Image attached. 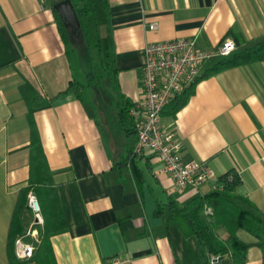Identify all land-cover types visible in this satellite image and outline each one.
Instances as JSON below:
<instances>
[{"label": "crops", "instance_id": "0c3cea01", "mask_svg": "<svg viewBox=\"0 0 264 264\" xmlns=\"http://www.w3.org/2000/svg\"><path fill=\"white\" fill-rule=\"evenodd\" d=\"M93 1L100 9L97 19L88 20L90 41L98 31L103 39L110 27L116 70L107 75L114 79L112 106L141 100L147 42L194 38L199 48L211 50L229 39L240 51L264 35V0ZM152 23L155 29L149 28ZM71 53L68 57L47 0H0V264H10L13 212L19 190L29 183L41 210L39 240L49 232L55 264H109L114 256L127 264H210L214 256L197 238L181 234L166 204H185L213 187L178 190L150 150L134 158L139 181L128 166L117 167V152L97 125L99 107L109 100L100 104L74 93L54 98L75 78ZM215 59L204 64L175 113L173 103L163 108L161 123L180 141L183 162L205 161L218 176L236 172L237 192L264 213V59L204 77ZM40 98L51 100L40 105ZM32 219L26 201L13 226L16 238ZM242 231V240H256ZM216 233L228 237L222 226ZM15 240L14 256L22 260L15 255ZM36 259L26 264H37ZM246 264H263L260 247L247 250Z\"/></svg>", "mask_w": 264, "mask_h": 264}, {"label": "trees", "instance_id": "16d2710c", "mask_svg": "<svg viewBox=\"0 0 264 264\" xmlns=\"http://www.w3.org/2000/svg\"><path fill=\"white\" fill-rule=\"evenodd\" d=\"M59 0L51 1L50 7L55 18L57 30L65 44L66 53L70 57V52L75 46L85 45L92 47V42L88 37V20H95L96 8L93 0H71L78 19L80 21V28L78 30L80 43H75L70 40L69 29L65 26L64 20L52 7L53 3ZM107 4L103 1V9L106 11ZM106 11V17L109 15ZM104 15V14H103ZM99 22L96 20V25ZM98 27V26H97ZM110 30L109 24L105 29L104 38L100 37L99 31L96 37V46H98L99 59L102 62V67L107 70L109 74L116 71L113 68L114 56L110 50ZM101 40L105 44L104 51L100 49ZM264 59V35L258 41L252 42L248 47L240 51H234L228 56L219 57L212 60L208 66L204 77L210 76L214 73L224 69L235 67L241 64L255 62ZM92 77L93 81L95 76ZM92 86L91 79L87 84L79 82L75 78H71L65 89L58 92L54 98L64 95L66 93H74L77 97L82 98L85 88ZM193 86V85H192ZM192 86L185 90L181 95L174 98L170 103L172 105V114L177 111L187 100V97L192 92ZM21 92L28 99L29 105L31 99L28 98L27 93L29 87L26 84L21 85ZM51 99H37L38 103L44 104ZM135 102H130L128 99L116 103L115 106L103 104L99 110L103 113V120L100 117L97 125L100 129L103 140L107 145L117 152L116 166L123 169L129 167L135 182L139 181L138 170L134 165V152L135 143L137 140L136 119L130 114V108ZM33 106L31 105V108ZM31 110V109H30ZM100 114V113H99ZM100 116V115H99ZM36 149V148H34ZM42 166L45 167L42 161ZM45 171V168H43ZM140 174V173H139ZM231 176V179L229 178ZM218 183L222 188L213 187L208 192L198 195L185 204H177L175 201H169L166 206L168 207L169 219L172 220L178 230L184 237H195L198 239L204 250L211 256L229 257L232 264H246L247 250L251 246H258L263 252L264 264V213L247 197L237 192V187L240 184L239 175L230 170L222 174L218 178ZM34 185L29 183L28 186L21 188L18 192L17 204L13 212L12 227L9 231L7 241L8 259L10 264H26L27 262L35 261L37 264H55L53 253L51 250L50 242L48 239V231H43V235L39 243L35 244V249L31 257L18 260L14 256L13 245L16 238L14 231V224L18 220L19 210L26 204L27 193L33 190ZM39 203V202H38ZM210 206L211 213L206 212V207ZM159 207H157V211ZM55 214V210H53ZM222 226L226 229L228 237L226 240L221 239L216 233V227ZM243 230L256 238L254 242H246L238 236V231Z\"/></svg>", "mask_w": 264, "mask_h": 264}, {"label": "built area", "instance_id": "2783aa9c", "mask_svg": "<svg viewBox=\"0 0 264 264\" xmlns=\"http://www.w3.org/2000/svg\"><path fill=\"white\" fill-rule=\"evenodd\" d=\"M155 29L156 24H149ZM236 49L232 40H223L211 50L201 49L194 38H174L161 42H147L143 48L144 63L140 78L141 100L130 108L136 119L137 140L134 152L150 150L173 180L178 190L196 188L204 184L222 188L219 176L203 162L185 163L180 156L181 143L161 123V112L179 94L192 86L201 75L204 64L214 58L228 56ZM231 179V176L229 175ZM27 206L33 219L15 240V255L19 259L32 256L39 240L38 227L42 224L38 200L32 191L27 194ZM206 212L211 213L210 206ZM218 256L212 257L214 263ZM109 264H127V260L112 257Z\"/></svg>", "mask_w": 264, "mask_h": 264}, {"label": "rangeland", "instance_id": "374dc122", "mask_svg": "<svg viewBox=\"0 0 264 264\" xmlns=\"http://www.w3.org/2000/svg\"><path fill=\"white\" fill-rule=\"evenodd\" d=\"M50 4L51 1L55 0H47ZM95 7L97 8L96 11L99 12V5L95 3ZM97 12V13H98ZM79 34V33H78ZM80 35V34H79ZM80 38V37H79ZM96 40L92 42V47L81 45V46H75L72 50V62L74 67V74L75 79H77L79 82L87 84L88 80L91 79L92 86L89 88H85V91L83 92V96L85 98L91 97V98H97V102L101 104V100L103 98H107L109 100V105L113 104L114 102V95H113V77H109L107 75H111L107 73L108 71L105 70L102 67V62L99 59L98 52V46L96 45ZM103 45V42L100 43ZM104 51V50H103ZM95 76V79H97L98 82L93 81L92 77ZM103 103V101H102ZM106 103V102H105ZM104 103V104H105ZM100 120H103V113L100 110ZM245 233V231H242Z\"/></svg>", "mask_w": 264, "mask_h": 264}, {"label": "water", "instance_id": "95a60500", "mask_svg": "<svg viewBox=\"0 0 264 264\" xmlns=\"http://www.w3.org/2000/svg\"><path fill=\"white\" fill-rule=\"evenodd\" d=\"M52 7L64 20L65 26L69 29L70 40L80 43L78 30L80 21L71 0H59L53 3ZM211 264V263H210ZM212 264H232L230 258L218 257Z\"/></svg>", "mask_w": 264, "mask_h": 264}]
</instances>
